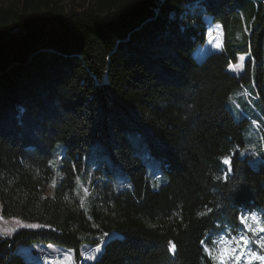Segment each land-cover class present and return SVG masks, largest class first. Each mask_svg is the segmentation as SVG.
<instances>
[{"label":"trees","instance_id":"obj_1","mask_svg":"<svg viewBox=\"0 0 264 264\" xmlns=\"http://www.w3.org/2000/svg\"><path fill=\"white\" fill-rule=\"evenodd\" d=\"M201 11L223 42L198 61ZM245 53L243 72L231 73ZM247 85L264 114V0H0L1 213L42 224L0 237V264H37L21 250L34 242L66 247L78 262L82 245L113 231L80 264H215L205 244L243 232L242 212L264 219V161L240 155L247 119L225 103ZM129 129L163 170L158 188ZM96 142L114 165L91 166L86 211L74 194Z\"/></svg>","mask_w":264,"mask_h":264},{"label":"rangeland","instance_id":"obj_2","mask_svg":"<svg viewBox=\"0 0 264 264\" xmlns=\"http://www.w3.org/2000/svg\"><path fill=\"white\" fill-rule=\"evenodd\" d=\"M63 2L69 3L70 0H63ZM194 8L195 5L186 7L187 11H192ZM201 13L202 19L206 24V39L203 44H198L193 52V55L198 61L203 60L211 52L221 50L223 42V30L221 25L217 22H213L209 14L202 11ZM233 23L237 24V20L235 18H233ZM246 30L247 29H245V31ZM243 61L244 57L241 55L236 63H231L229 65V71L231 73H239L240 71L243 72ZM246 88L251 89L253 93H256L255 89L251 88L250 85H247ZM243 90L240 87L234 88L225 103L236 120H240L241 118L247 119V122L242 129L243 145L237 148L240 155H246L249 163L252 166H256L259 162L264 161V114L261 111L260 102L252 95L248 96L249 94L247 91ZM127 137L133 151L146 158L150 186L153 189L158 188L166 181V179L159 163L150 157L143 135L136 129H129L127 131ZM226 159L229 160L228 157H225L223 161ZM57 162L58 158H54L52 167L55 178L53 183L46 188V191H50V193L53 191V184L56 183L60 177L59 163ZM100 163H105L110 167L114 165L113 160L105 153L103 144L96 142L92 145L89 151V156L85 164L87 171L82 173V175L77 176V185L74 194L80 200V205H82L86 211L90 209L96 195L95 188L89 185V181L91 180L92 174H94L93 168ZM91 166L94 167L91 169ZM224 166L227 170L229 169V164H224ZM116 186L118 189H123L128 186L126 179L124 177L117 179ZM67 201L70 204L74 203V196L68 197ZM241 216L246 217V224L251 225L252 228L256 230L255 234L248 231L246 224L242 223L243 232H230L229 234L222 233L218 236H214L211 244H205L204 249L205 252L215 260V264H221L219 254L222 249L236 248L238 251L239 248L243 246L242 244L237 243L240 236H245L246 238H249L250 241L264 239V232L260 231V228L264 227V219L261 213L259 211L242 212L240 214V217ZM253 216L256 217L255 220L252 219ZM41 226L42 224L37 221L26 220L20 216L5 217L1 213L0 202V237L11 235L19 227L35 229ZM116 235H118V232L116 231L108 233L105 239L94 247L88 244L82 245L80 251V261H92L97 258L103 249L105 241L109 237ZM250 247L252 251H256L258 254L264 255V249H261L256 244H251ZM21 250L25 258L32 260L37 264H80V261L77 262L73 258L72 250L53 243L34 242L22 246ZM248 255L249 252L246 250L244 256L239 261V264H249L247 259ZM229 264H233V262L230 260ZM251 264H264V261L255 260L252 261Z\"/></svg>","mask_w":264,"mask_h":264},{"label":"snow or ice","instance_id":"obj_3","mask_svg":"<svg viewBox=\"0 0 264 264\" xmlns=\"http://www.w3.org/2000/svg\"><path fill=\"white\" fill-rule=\"evenodd\" d=\"M223 163L228 165L230 164V161L226 159L223 161ZM252 219L255 220L256 217L253 216ZM240 222L246 224V217L241 216ZM246 228L248 231H251L255 234L256 230L253 229L251 225L246 224ZM260 231L264 232V227L260 228ZM237 243L243 245L239 248L238 251L236 248H225L221 250V253L219 254L221 264H229L230 260L233 262V264H239V261L244 256L246 250L249 252V255L247 257L249 264H251V262L255 260L264 261V255L258 254L256 251H252L250 247L251 244H256L261 249H264V239L250 241L249 238H246L245 236H240Z\"/></svg>","mask_w":264,"mask_h":264},{"label":"crops","instance_id":"obj_4","mask_svg":"<svg viewBox=\"0 0 264 264\" xmlns=\"http://www.w3.org/2000/svg\"><path fill=\"white\" fill-rule=\"evenodd\" d=\"M243 56L244 57V61L247 59V58H249L250 57V53H245V54H240L239 56H238V60H239V57L240 56ZM244 61L242 62V64L244 65ZM229 70V69H228ZM232 73H234L235 75H239V74H241L242 72L240 71L239 73H237V72H232ZM247 87V86H246ZM242 90H243V88L242 87H240ZM249 90V92L251 93V94H255V93H253V91L251 90V89H248ZM244 91V90H243Z\"/></svg>","mask_w":264,"mask_h":264},{"label":"water","instance_id":"obj_5","mask_svg":"<svg viewBox=\"0 0 264 264\" xmlns=\"http://www.w3.org/2000/svg\"><path fill=\"white\" fill-rule=\"evenodd\" d=\"M211 18H212V16H211Z\"/></svg>","mask_w":264,"mask_h":264}]
</instances>
